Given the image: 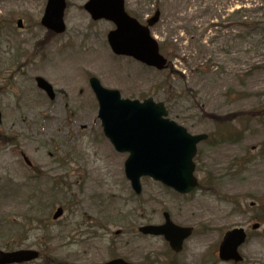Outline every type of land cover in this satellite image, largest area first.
I'll list each match as a JSON object with an SVG mask.
<instances>
[{
  "label": "rangeland",
  "instance_id": "obj_1",
  "mask_svg": "<svg viewBox=\"0 0 264 264\" xmlns=\"http://www.w3.org/2000/svg\"><path fill=\"white\" fill-rule=\"evenodd\" d=\"M88 1L66 0L67 31L53 35L41 25L48 0H0V250L39 251L31 264H224V234L260 223L240 252L243 264H264V0H125L142 23L161 11L152 35L171 63L164 72L114 55L115 26L93 21ZM92 77L209 135L195 158L198 191L182 196L144 178L135 195L129 154L104 135ZM58 207L65 214L53 221ZM165 212L194 228L180 254L138 231L163 224Z\"/></svg>",
  "mask_w": 264,
  "mask_h": 264
},
{
  "label": "water",
  "instance_id": "obj_2",
  "mask_svg": "<svg viewBox=\"0 0 264 264\" xmlns=\"http://www.w3.org/2000/svg\"><path fill=\"white\" fill-rule=\"evenodd\" d=\"M85 9L95 21L105 19L115 23L117 30L109 35V43L116 54L133 57L160 71L167 68V60L160 54L159 45L150 32V28L159 22L160 12L144 27L126 13L124 0H91ZM65 10V0H49L42 21L43 26L56 34L64 33ZM18 26L22 28L23 21L20 20ZM37 82L39 88L54 100L52 86L42 78H38ZM91 86L99 101V118L106 135L119 152L131 153L126 162V174L138 194L142 191L140 179L143 176H150L182 193H189L198 187L193 176V158L197 143L205 140L206 136L193 138L185 129L164 119L168 115L164 104H156L153 99L144 103L122 100L118 91L105 89L97 78L91 79ZM1 122L0 109V124ZM26 161L31 164L27 159ZM62 215L63 209L60 208L54 219L57 220ZM166 218L165 226L146 227L142 228L141 232L165 235L172 248L180 252L192 230L176 227L170 222L169 215H166ZM254 228L257 229V226ZM245 240L243 230L228 233L220 250L222 260L240 262L242 258L237 250ZM38 258L39 253L32 250L10 253L0 250V264H23ZM107 264L127 263L115 260Z\"/></svg>",
  "mask_w": 264,
  "mask_h": 264
}]
</instances>
